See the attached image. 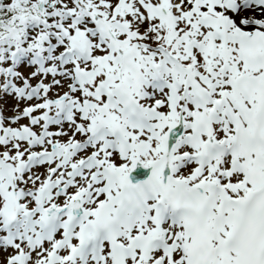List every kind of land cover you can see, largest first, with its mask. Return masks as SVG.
I'll return each mask as SVG.
<instances>
[{
    "label": "snow or ice",
    "instance_id": "1",
    "mask_svg": "<svg viewBox=\"0 0 264 264\" xmlns=\"http://www.w3.org/2000/svg\"><path fill=\"white\" fill-rule=\"evenodd\" d=\"M0 264H264V0H0Z\"/></svg>",
    "mask_w": 264,
    "mask_h": 264
}]
</instances>
